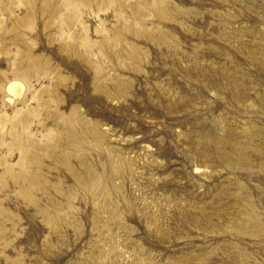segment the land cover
Masks as SVG:
<instances>
[{
  "label": "rangeland",
  "instance_id": "obj_1",
  "mask_svg": "<svg viewBox=\"0 0 264 264\" xmlns=\"http://www.w3.org/2000/svg\"><path fill=\"white\" fill-rule=\"evenodd\" d=\"M0 264H264V0H0Z\"/></svg>",
  "mask_w": 264,
  "mask_h": 264
},
{
  "label": "bare ground",
  "instance_id": "obj_2",
  "mask_svg": "<svg viewBox=\"0 0 264 264\" xmlns=\"http://www.w3.org/2000/svg\"><path fill=\"white\" fill-rule=\"evenodd\" d=\"M22 84L20 81L18 80H12L10 81L6 86H5V91L9 94V95H17L20 93L21 88H22ZM11 96V97H12ZM9 97V98H11Z\"/></svg>",
  "mask_w": 264,
  "mask_h": 264
}]
</instances>
